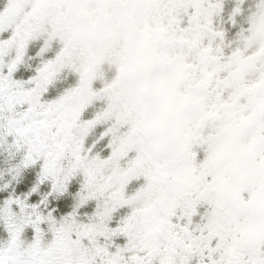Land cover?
Listing matches in <instances>:
<instances>
[{
	"label": "snow or ice",
	"instance_id": "6c2138e0",
	"mask_svg": "<svg viewBox=\"0 0 264 264\" xmlns=\"http://www.w3.org/2000/svg\"><path fill=\"white\" fill-rule=\"evenodd\" d=\"M0 264H264V0H0Z\"/></svg>",
	"mask_w": 264,
	"mask_h": 264
}]
</instances>
